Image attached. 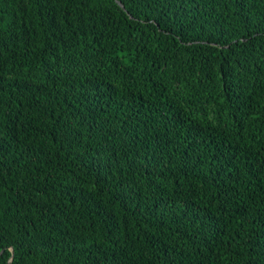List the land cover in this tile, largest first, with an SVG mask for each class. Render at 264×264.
Wrapping results in <instances>:
<instances>
[{
    "label": "trees",
    "instance_id": "trees-1",
    "mask_svg": "<svg viewBox=\"0 0 264 264\" xmlns=\"http://www.w3.org/2000/svg\"><path fill=\"white\" fill-rule=\"evenodd\" d=\"M0 264H264V0H0Z\"/></svg>",
    "mask_w": 264,
    "mask_h": 264
},
{
    "label": "water",
    "instance_id": "water-1",
    "mask_svg": "<svg viewBox=\"0 0 264 264\" xmlns=\"http://www.w3.org/2000/svg\"><path fill=\"white\" fill-rule=\"evenodd\" d=\"M117 3L119 4L120 7H122V5L119 2H117Z\"/></svg>",
    "mask_w": 264,
    "mask_h": 264
}]
</instances>
